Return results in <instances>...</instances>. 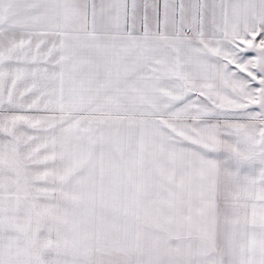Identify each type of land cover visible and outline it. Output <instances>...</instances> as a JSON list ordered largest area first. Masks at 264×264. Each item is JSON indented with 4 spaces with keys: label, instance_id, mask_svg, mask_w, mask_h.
I'll return each mask as SVG.
<instances>
[{
    "label": "snow or ice",
    "instance_id": "obj_1",
    "mask_svg": "<svg viewBox=\"0 0 264 264\" xmlns=\"http://www.w3.org/2000/svg\"><path fill=\"white\" fill-rule=\"evenodd\" d=\"M0 264H264V0H0Z\"/></svg>",
    "mask_w": 264,
    "mask_h": 264
}]
</instances>
